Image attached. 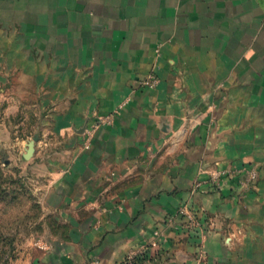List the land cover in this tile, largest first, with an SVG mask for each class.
<instances>
[{
	"label": "crops",
	"instance_id": "crops-1",
	"mask_svg": "<svg viewBox=\"0 0 264 264\" xmlns=\"http://www.w3.org/2000/svg\"><path fill=\"white\" fill-rule=\"evenodd\" d=\"M1 166L48 220L11 264H264V0H0Z\"/></svg>",
	"mask_w": 264,
	"mask_h": 264
},
{
	"label": "rangeland",
	"instance_id": "rangeland-1",
	"mask_svg": "<svg viewBox=\"0 0 264 264\" xmlns=\"http://www.w3.org/2000/svg\"><path fill=\"white\" fill-rule=\"evenodd\" d=\"M25 168L0 167V264H11L40 240L43 210Z\"/></svg>",
	"mask_w": 264,
	"mask_h": 264
},
{
	"label": "built area",
	"instance_id": "built-area-1",
	"mask_svg": "<svg viewBox=\"0 0 264 264\" xmlns=\"http://www.w3.org/2000/svg\"><path fill=\"white\" fill-rule=\"evenodd\" d=\"M157 83L158 81L156 77L153 75H149L145 79L141 80L139 84L141 87L152 89L155 88ZM243 174H244V178L241 182V186L247 188L249 185H252L256 180V172L252 169H248V170H244ZM231 177H233V175L229 171L215 169L208 173L207 182H209L214 187H218L222 180L229 179ZM201 186H202L201 181H196L192 186L191 196H193ZM177 214L184 217L185 222L188 226L193 227V225H198L195 216H193V214L188 209L186 204H182L178 208Z\"/></svg>",
	"mask_w": 264,
	"mask_h": 264
},
{
	"label": "water",
	"instance_id": "water-1",
	"mask_svg": "<svg viewBox=\"0 0 264 264\" xmlns=\"http://www.w3.org/2000/svg\"><path fill=\"white\" fill-rule=\"evenodd\" d=\"M38 134H35L31 140H29L25 146V154L23 155V159L28 161L32 155H33V152H34V146H35V143L38 141Z\"/></svg>",
	"mask_w": 264,
	"mask_h": 264
}]
</instances>
